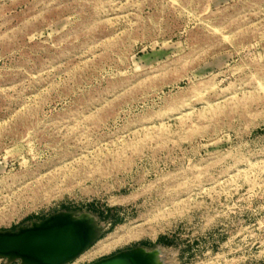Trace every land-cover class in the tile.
Returning <instances> with one entry per match:
<instances>
[{
  "label": "rangeland",
  "instance_id": "374dc122",
  "mask_svg": "<svg viewBox=\"0 0 264 264\" xmlns=\"http://www.w3.org/2000/svg\"><path fill=\"white\" fill-rule=\"evenodd\" d=\"M61 212L71 264H264V0H0V231Z\"/></svg>",
  "mask_w": 264,
  "mask_h": 264
},
{
  "label": "water",
  "instance_id": "95a60500",
  "mask_svg": "<svg viewBox=\"0 0 264 264\" xmlns=\"http://www.w3.org/2000/svg\"><path fill=\"white\" fill-rule=\"evenodd\" d=\"M88 215L74 217L61 212L45 221L16 231H0V256L24 258L37 264H62L79 255L87 244L83 240L81 220ZM137 252L147 253L145 247L108 257L104 262L132 258Z\"/></svg>",
  "mask_w": 264,
  "mask_h": 264
},
{
  "label": "bare ground",
  "instance_id": "6f19581e",
  "mask_svg": "<svg viewBox=\"0 0 264 264\" xmlns=\"http://www.w3.org/2000/svg\"><path fill=\"white\" fill-rule=\"evenodd\" d=\"M83 230L82 236L83 240L87 241L85 249L76 257L67 260L62 264H71L73 261H76L79 257H81L90 244L99 236L101 229L91 220H81ZM165 253V249L162 247L157 248L154 251H147V253L137 252L134 257L126 258V259H116L113 261L104 262L106 259L100 260L91 264H169L166 260H164L163 254ZM166 256V254H164ZM12 258L11 256H8ZM166 258V257H165ZM21 261V264H37L34 261H30L24 258H17Z\"/></svg>",
  "mask_w": 264,
  "mask_h": 264
}]
</instances>
